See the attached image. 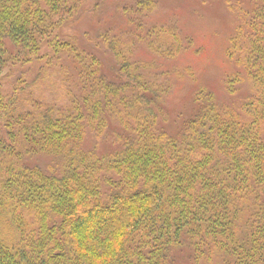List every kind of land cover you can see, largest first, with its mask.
<instances>
[{
	"label": "trees",
	"instance_id": "16d2710c",
	"mask_svg": "<svg viewBox=\"0 0 264 264\" xmlns=\"http://www.w3.org/2000/svg\"><path fill=\"white\" fill-rule=\"evenodd\" d=\"M90 1L0 0V264H264V0H225V97L176 130L187 37L157 0L79 36Z\"/></svg>",
	"mask_w": 264,
	"mask_h": 264
},
{
	"label": "rangeland",
	"instance_id": "374dc122",
	"mask_svg": "<svg viewBox=\"0 0 264 264\" xmlns=\"http://www.w3.org/2000/svg\"><path fill=\"white\" fill-rule=\"evenodd\" d=\"M239 1L244 4L247 2ZM132 2L133 0H92L88 5H97L94 17L92 20L82 18L72 31L82 36L83 31L90 33L95 30L96 24L116 30L122 24L119 9ZM153 18L178 30L181 36L187 37L190 44L177 60L165 61L171 68H191L196 81L193 88L187 81L174 82V92L164 100V126L169 130H176L182 119L190 115V95L199 86L210 89L217 99H224L222 80L229 66L223 57V44L234 26V16L226 8L225 0H157ZM139 53L145 59L144 54ZM107 137L110 138V135ZM106 143L105 139L103 146Z\"/></svg>",
	"mask_w": 264,
	"mask_h": 264
}]
</instances>
